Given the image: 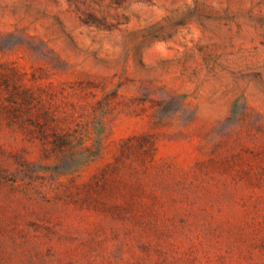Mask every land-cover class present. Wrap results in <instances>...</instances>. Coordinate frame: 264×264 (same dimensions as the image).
<instances>
[{"label": "rangeland", "instance_id": "374dc122", "mask_svg": "<svg viewBox=\"0 0 264 264\" xmlns=\"http://www.w3.org/2000/svg\"><path fill=\"white\" fill-rule=\"evenodd\" d=\"M0 264H264V0H0Z\"/></svg>", "mask_w": 264, "mask_h": 264}]
</instances>
